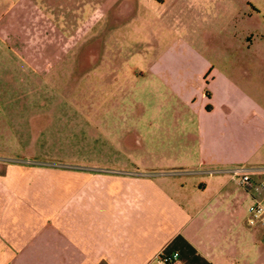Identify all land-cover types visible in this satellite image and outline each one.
Returning <instances> with one entry per match:
<instances>
[{"label":"rangeland","instance_id":"rangeland-1","mask_svg":"<svg viewBox=\"0 0 264 264\" xmlns=\"http://www.w3.org/2000/svg\"><path fill=\"white\" fill-rule=\"evenodd\" d=\"M263 19L264 0H0V162L28 165L35 176L62 170L53 181L79 172L80 162L101 165L92 171L102 175L92 184L98 195L114 178L173 167L180 133L184 146L194 138L172 114L191 112H176L181 98L150 68L188 76L210 62L206 72L248 85ZM255 95L261 103L264 89ZM254 150L251 162L234 165H264V141Z\"/></svg>","mask_w":264,"mask_h":264},{"label":"crops","instance_id":"crops-1","mask_svg":"<svg viewBox=\"0 0 264 264\" xmlns=\"http://www.w3.org/2000/svg\"><path fill=\"white\" fill-rule=\"evenodd\" d=\"M263 44L253 49L248 85L226 72H206L210 62L188 76L184 69L150 68L181 98L176 112H191L172 114L191 124L194 138L184 146L180 133L173 167L114 178L98 195L92 184L102 175L92 171L101 165L80 162L79 172L53 181L62 170L43 168L35 176L28 165L0 162V264H153L158 253L172 251L179 264H264V221L250 224L245 208L255 188L217 174L251 162L264 141V99L254 96L264 89ZM235 55L245 64L240 52ZM87 154L96 153L90 148ZM171 170L189 176L172 178Z\"/></svg>","mask_w":264,"mask_h":264},{"label":"built area","instance_id":"built-area-1","mask_svg":"<svg viewBox=\"0 0 264 264\" xmlns=\"http://www.w3.org/2000/svg\"><path fill=\"white\" fill-rule=\"evenodd\" d=\"M222 171L228 173L231 181L246 190L251 188L264 189V177L257 184L252 182L253 176L264 172V165H234ZM251 197L253 202L247 208L249 214L248 222L256 224L264 221V193ZM153 264H179V253L177 251L158 253L153 260Z\"/></svg>","mask_w":264,"mask_h":264}]
</instances>
